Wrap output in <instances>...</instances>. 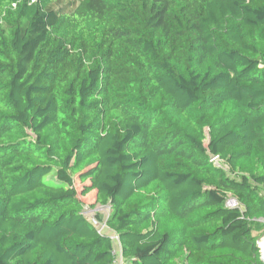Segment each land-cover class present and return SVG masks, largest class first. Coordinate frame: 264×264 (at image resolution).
<instances>
[{
  "label": "trees",
  "instance_id": "trees-1",
  "mask_svg": "<svg viewBox=\"0 0 264 264\" xmlns=\"http://www.w3.org/2000/svg\"><path fill=\"white\" fill-rule=\"evenodd\" d=\"M76 179L123 264H264V0H0V264H115Z\"/></svg>",
  "mask_w": 264,
  "mask_h": 264
},
{
  "label": "rangeland",
  "instance_id": "rangeland-1",
  "mask_svg": "<svg viewBox=\"0 0 264 264\" xmlns=\"http://www.w3.org/2000/svg\"><path fill=\"white\" fill-rule=\"evenodd\" d=\"M74 185L80 195V199L84 202V215L89 221H91L95 226H97L102 232L109 234L112 237L113 243H114V250L116 254L115 264H123L118 237L114 233L109 231L105 227V224L103 222H100L97 218L98 216H102V218L106 220V218L108 217V212H109L108 209L105 207H100V206H97L95 209L91 208V206L94 205L96 201V192L94 191L87 196H82L81 192H82L84 185L79 181V179L75 180ZM233 202H234L233 200H229V205L235 206L236 203H233ZM260 222L264 224V220H261ZM254 236H256L258 238V241L261 243L264 240V230L254 232Z\"/></svg>",
  "mask_w": 264,
  "mask_h": 264
},
{
  "label": "water",
  "instance_id": "water-1",
  "mask_svg": "<svg viewBox=\"0 0 264 264\" xmlns=\"http://www.w3.org/2000/svg\"><path fill=\"white\" fill-rule=\"evenodd\" d=\"M258 248L260 250L261 261L264 263V244L261 246L260 242H258Z\"/></svg>",
  "mask_w": 264,
  "mask_h": 264
},
{
  "label": "built area",
  "instance_id": "built-area-1",
  "mask_svg": "<svg viewBox=\"0 0 264 264\" xmlns=\"http://www.w3.org/2000/svg\"><path fill=\"white\" fill-rule=\"evenodd\" d=\"M212 162L215 163L216 165H219V159L218 158H213ZM233 203H235V202H233ZM228 205H229V202H228Z\"/></svg>",
  "mask_w": 264,
  "mask_h": 264
},
{
  "label": "bare ground",
  "instance_id": "bare-ground-1",
  "mask_svg": "<svg viewBox=\"0 0 264 264\" xmlns=\"http://www.w3.org/2000/svg\"><path fill=\"white\" fill-rule=\"evenodd\" d=\"M264 244V240L260 243V245L262 246Z\"/></svg>",
  "mask_w": 264,
  "mask_h": 264
}]
</instances>
